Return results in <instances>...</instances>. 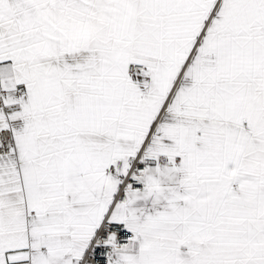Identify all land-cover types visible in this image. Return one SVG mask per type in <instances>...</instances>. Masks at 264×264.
<instances>
[{"label": "snow or ice", "instance_id": "snow-or-ice-1", "mask_svg": "<svg viewBox=\"0 0 264 264\" xmlns=\"http://www.w3.org/2000/svg\"><path fill=\"white\" fill-rule=\"evenodd\" d=\"M0 264H264V0H0Z\"/></svg>", "mask_w": 264, "mask_h": 264}]
</instances>
